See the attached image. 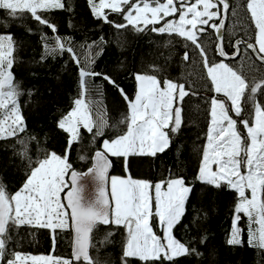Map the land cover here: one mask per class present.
<instances>
[{"label":"snow or ice","instance_id":"6c2138e0","mask_svg":"<svg viewBox=\"0 0 264 264\" xmlns=\"http://www.w3.org/2000/svg\"><path fill=\"white\" fill-rule=\"evenodd\" d=\"M87 2L96 19L113 24L118 30L130 25L142 32L153 25V32L180 37L185 41L182 57L185 63L191 61L193 51L198 54L210 85L208 91L215 95L208 98L210 122L195 179L203 185L216 189L226 187L237 194L226 242L230 246H243L241 220L246 217L248 246L264 258V101L259 98L264 96V73L249 80L242 71L224 62L240 56L243 45L245 55L250 49L255 59L264 65V0H246L237 7H233L230 0ZM241 7L254 25V43L236 40L230 55L225 50V21L229 15L238 16ZM0 10H6L12 19L28 13L38 25L48 28L53 35L41 32L43 54L40 59L68 53L79 69L80 84V93L72 108L57 122V127L67 133L63 154L37 147L43 154L33 160L31 142L39 146L38 137L20 135L27 131V125L19 102L23 92L12 71L16 41L11 33H0V140H15L20 146L16 154L27 164L25 181L14 194H9L0 181V264H108L101 252L113 243L111 237L115 233L108 230L97 239L94 233L101 225L125 230L120 264H135L136 261L175 264L182 257H202L204 253L197 245L204 244L206 236L182 242L173 234L188 212L189 197L194 189L185 177L174 175L170 169L166 177L155 183L133 178L130 173L123 178L108 175L109 156L124 158L128 171L129 157H156L164 153L171 145L172 134H178L184 124L185 98L198 96L199 89L194 84L186 86V82L170 78L161 80L158 73L162 67L151 65V73H134L137 87L132 98L119 89L113 78L104 75L103 79L117 87L127 102L128 113L119 121L126 131L116 138L104 139L102 150H96L92 157L91 167L77 172L69 162L68 153L81 140V129L93 134L95 139L103 136L109 126L102 99L88 97L89 78L102 75L91 69L95 61L91 51L95 42L86 46L88 54L81 66L80 55L71 38L59 35L56 23L43 15L53 10L71 12V5H66L65 0H0ZM109 13L121 14L126 23L109 20ZM157 24L161 26L155 27ZM208 29L215 34V40L211 41L215 54L223 58L218 62L208 56ZM100 39L103 41V37ZM49 40L53 43L49 44ZM221 96L224 99L219 98ZM249 103L251 111L246 113L245 105ZM232 113L240 119H235ZM245 115L251 119L244 118ZM239 125L246 130V136ZM69 176L70 182L65 179ZM86 178L93 181L94 194H86ZM61 193H64L63 200ZM153 218L162 235L154 231ZM199 219L193 206L192 226H197ZM24 226L47 228L53 234L57 229L71 228L74 232L72 259L26 255L11 250L13 232Z\"/></svg>","mask_w":264,"mask_h":264},{"label":"trees","instance_id":"16d2710c","mask_svg":"<svg viewBox=\"0 0 264 264\" xmlns=\"http://www.w3.org/2000/svg\"><path fill=\"white\" fill-rule=\"evenodd\" d=\"M66 5L70 4L72 11L58 10L54 23L58 27V34L71 38L72 44L81 58L83 66L84 58L88 54L87 45L93 44L92 55L95 57L91 69L102 75L89 78L88 97L92 99H102L106 110V118L109 126L104 130V135L93 139V134L81 129L82 138L72 146L68 153L69 162L73 169L84 170L90 164L92 152L102 149L104 139H113L126 131L123 124H119L122 116L128 113L127 102L123 99L119 89H123L129 97L134 95L133 73L135 70V57L141 56L143 63L147 62L150 50L147 43L148 35L151 34L148 25L142 32H137L132 28V43L129 50L123 54L124 67L118 75L116 66L113 64V33L114 28L110 23H104L96 19L88 5L87 0H65ZM108 11V10H107ZM113 18V13H109V20ZM71 22V26H69ZM31 28L30 32L28 29ZM41 32L52 35L51 31L31 19L28 13H24L22 18L12 19L7 15L6 10H0V33H11L16 41L15 63L13 65V75L15 81L20 85L23 94L19 98L21 111L25 117L27 131L21 133V137L35 134L39 139V146L36 142H31L30 155L33 160L43 153L37 151L39 148H50L63 154L67 143V134L57 127L56 117L69 109L75 98L79 96V69L68 53L53 58L49 56L45 60L40 57L43 54V46L40 39ZM103 37V41H101ZM156 38L160 37L155 35ZM166 38L174 40L171 35ZM53 41H48L52 44ZM85 47H81V46ZM171 52L179 55L178 51L171 47ZM139 72L151 73V67H143ZM107 75L116 81L119 86L114 87L103 79ZM158 78L163 80L161 71ZM30 93V94H29ZM102 94V95H101ZM246 113L251 111V104L245 105ZM244 118L250 119L245 115ZM95 131V130H94ZM192 130L185 125L178 134H172L170 147L156 157H147L137 167L129 165L128 174L141 179L151 180L153 183L166 177L170 169L174 175L184 176L187 170L191 169L194 160L189 151ZM15 145V147H14ZM19 145L15 140H0V181L6 186L9 194L18 191L25 181L27 171L26 161L16 154ZM84 156V159H81ZM111 160L112 172L119 176L125 175V164L122 157L109 156ZM216 193V192H215ZM220 194V190L216 194ZM215 199L218 213L223 211L225 202L223 196L217 195ZM190 202L195 206V211L199 213L200 219L196 221L197 226H192V216L189 221V229L196 235L207 237V228L210 221L209 199L204 193H192ZM154 231L162 235L159 225L153 218ZM108 230L114 231L111 237L113 243L102 250L101 255L108 261V264H120L122 253V242L125 237V230L114 228L112 225L99 226L94 233L99 239ZM53 235H55V246H53ZM13 240L9 248L22 254L53 256L69 259L70 231L57 229L53 234L47 228H33L24 226L13 232ZM199 249L204 253L202 257H190L187 264H214L212 248L207 237L204 244H199ZM93 254H94V250ZM135 264H143L136 261ZM157 264H167L157 262Z\"/></svg>","mask_w":264,"mask_h":264},{"label":"rangeland","instance_id":"374dc122","mask_svg":"<svg viewBox=\"0 0 264 264\" xmlns=\"http://www.w3.org/2000/svg\"><path fill=\"white\" fill-rule=\"evenodd\" d=\"M230 2L233 7H237L244 4L246 0H230ZM57 11L58 10L49 11L43 13V15L54 22ZM238 11V16L229 15L223 32L226 44L225 50L229 54L232 53L231 51L233 39L236 36L243 37L247 40L254 39V25H251V22L248 19V14L242 7L238 8ZM168 19H172V17H169ZM111 21H114L117 24L126 23V21H124L123 19V16L118 13H113V18H111ZM111 25L113 26V24ZM149 26H151V28L153 27V25ZM160 26L161 25L159 24L155 25V27L157 28ZM113 28V64L116 66V72L114 73V75H118L124 67L125 61L124 59H122L123 54L129 50V45L132 43V26L129 25L128 27L119 30L114 26ZM208 32L210 33V35L206 37L208 41V43L206 44L208 56L211 60L218 62L221 59H219L214 52V43H211V41L215 40L214 33H212L211 29H208ZM150 33L151 34L148 35L147 39L150 56L148 57L146 63H143L141 56L135 57L134 73L139 72V70L144 66L150 67L151 65H157L162 67L161 73L163 75V78H170L179 82H186V86L187 84H194V87L199 89L198 96L186 97L184 102L183 125H185L189 130H192L189 151L193 157L194 164L191 169L187 170L183 177H185L187 182L194 185L192 193H204L209 199L208 204L210 209V221L207 228V237L212 248L214 264H258V262L259 264H264V258L257 256V250L248 246V221L246 217H243L241 220V226L244 228L243 246H230L226 242L231 228L234 207L237 202V194L227 189L226 187L216 189L208 185H203L195 179L201 162L202 150L206 143V133L210 122V117L208 114L210 101L208 100V98L215 95V93L208 91L210 85L207 81L200 58L198 54L193 51L191 53V61L185 63L182 60L183 53L185 51V48L183 47L185 41L174 34L172 36L175 39L170 40L169 38L165 37V35L168 34H159L153 31H151ZM155 35H159L160 37L156 38ZM51 41L52 40H50V43ZM172 46L174 47L175 51H178L179 55L171 52ZM249 57H251V59ZM252 57L253 56L248 50L247 55H245L244 46H241L240 56L236 57V59L234 60H225L224 62L228 63L234 69L242 71V73L249 80H251L254 76L259 77L261 73H264V65H261L260 63L255 61ZM134 73L133 80L134 89L136 92L137 84L134 78ZM134 95L132 96V98H134ZM219 98L224 99L222 96ZM259 98L264 101V96H260ZM72 106L73 103L69 109L62 112L56 117V124L58 120L72 108ZM232 115L235 119H240L238 117H235L234 113H232ZM239 127L241 132L246 136V130L243 129V126L239 125ZM145 158L147 157H129V165L132 164L133 168H137ZM122 159L124 161V158ZM127 175L128 171L125 170L124 176H119L115 173H111L109 177L117 176L123 178ZM132 177L141 179L136 176ZM108 190L110 193V183L108 185ZM218 190H220V194H216ZM217 195L223 196L224 198L222 199L225 200V202H222L224 204V207L221 213L217 212V202H214L215 199H219ZM246 195L250 197L251 194L250 192H247ZM192 215L193 204L190 202L189 197L188 212L182 219L181 223L178 224L173 230V234L175 235V237L182 242H187L191 237H196V235L192 233V231H190L189 226L185 227V225H189V221ZM197 246L199 247V244ZM189 258L190 257L179 258L178 260H176L175 264H187V260Z\"/></svg>","mask_w":264,"mask_h":264},{"label":"water","instance_id":"95a60500","mask_svg":"<svg viewBox=\"0 0 264 264\" xmlns=\"http://www.w3.org/2000/svg\"><path fill=\"white\" fill-rule=\"evenodd\" d=\"M226 22V21H225ZM223 32H224V30H223ZM214 37H215V34H214ZM240 39H242L240 36H237L235 39H234V41H233V44L235 43V41L236 40H240ZM244 40H246V39H244ZM248 42H253L254 43V40L253 39H251V40H247ZM249 51H250V53H251V50L249 49ZM230 55H231V53H230ZM251 55H252V53H251ZM253 56V55H252ZM219 57V56H218ZM254 57V56H253ZM220 59H223L222 57H219ZM254 59H255V57H254ZM256 60V59H255ZM257 61V60H256ZM257 62H259V61H257ZM260 63V62H259ZM97 150H102V149H97ZM95 151L96 150H94L93 152H92V155H91V158H90V164H89V166L87 167V168H85L84 170H81V171H77V172H85V171H87V169L89 168V167H91V165H92V157L94 156V153H95ZM108 159H109V161H110V163H111V160H110V157H108ZM111 165H112V163H111ZM75 170V169H74ZM111 172H112V168L110 167L109 168V170H108V175H110L111 174ZM66 180H69V182H70V176L69 177H66L65 178ZM107 188H108V186H107ZM67 191V189H65V192ZM109 191V190H108ZM94 192H95V185H94V183H93V181L91 180V178H86V194H94ZM63 196H64V193H61V199L63 200ZM64 203H66V201H63ZM69 212H70V210H69ZM69 229V231H70V247H69V257H70V260L72 259V247H73V238H74V232L72 231V229L71 228H68Z\"/></svg>","mask_w":264,"mask_h":264},{"label":"flooded vegetation","instance_id":"af4514ba","mask_svg":"<svg viewBox=\"0 0 264 264\" xmlns=\"http://www.w3.org/2000/svg\"><path fill=\"white\" fill-rule=\"evenodd\" d=\"M226 22H227V20H226ZM226 22H225V26H226ZM150 30H151V26H150ZM237 37V36H236ZM235 37V38H236ZM234 38V39H235ZM242 39H244L243 37H241ZM234 39H233V41H234ZM247 40V39H246ZM248 40H251V39H248ZM254 40V39H253ZM241 46H243V45H241ZM234 51V48H233V44H232V51L231 52H233ZM249 51V50H248ZM250 52V51H249ZM218 57V56H217ZM219 58V57H218ZM253 59H254V57H252ZM220 59V58H219ZM255 60V59H254ZM256 61V60H255ZM259 63V62H258Z\"/></svg>","mask_w":264,"mask_h":264}]
</instances>
